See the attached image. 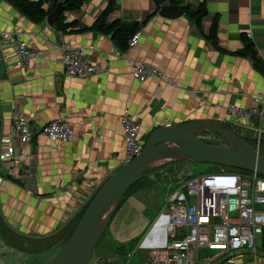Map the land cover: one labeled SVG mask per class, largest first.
<instances>
[{
	"label": "crops",
	"instance_id": "0c3cea01",
	"mask_svg": "<svg viewBox=\"0 0 264 264\" xmlns=\"http://www.w3.org/2000/svg\"><path fill=\"white\" fill-rule=\"evenodd\" d=\"M110 1L107 23L139 26L132 48H120L110 35L89 30ZM177 2L192 8L202 5L206 15L196 25L183 12L173 19L159 16L160 6L153 0H85L80 9L63 13L64 22H76L75 30L81 31L59 32L45 19L34 22L0 0V34L17 36L41 54L20 68L11 48L0 45V136L8 132L13 113L24 116L31 131L24 148L26 169L6 172L0 165V221L17 245L19 239L26 240L35 251L47 252L42 244H48L56 252L58 243L51 245L56 236L71 228L95 190L123 165L119 119L124 109L139 125L141 142L165 123L199 121L224 123L251 142L256 128L263 137L264 121L237 118L226 106L248 107L264 93V0ZM243 34L263 65L261 72L248 57L234 54L242 50ZM60 41L81 48L95 73L65 76L58 62ZM132 64L149 65L159 76L135 82ZM56 119L70 126L68 142H51L40 134L42 125ZM138 193L124 199L121 207L147 212L149 206ZM159 214L144 218L145 228ZM3 238L8 239L7 234ZM262 246L256 238V261L248 258L243 264H264Z\"/></svg>",
	"mask_w": 264,
	"mask_h": 264
},
{
	"label": "built area",
	"instance_id": "2783aa9c",
	"mask_svg": "<svg viewBox=\"0 0 264 264\" xmlns=\"http://www.w3.org/2000/svg\"><path fill=\"white\" fill-rule=\"evenodd\" d=\"M137 39L138 34H133L128 40V48H132ZM0 45L11 48L15 65L20 68H27L41 56L40 52L10 34H0ZM58 48V62L65 76L83 78L95 73L94 64L81 48L70 47L61 41ZM129 71L132 80L139 83L159 76L155 68L144 64H132ZM226 112L237 118L254 117L263 122L264 93L254 97L248 107L227 105ZM119 122L123 140L122 164H127L142 148L139 125L125 109ZM40 134L51 142L64 143L71 139L72 132L62 119H56L42 125ZM260 134L256 128V149ZM30 139L28 120L13 113L8 132L0 136V165L6 172L26 169L24 148ZM247 173L219 169L191 178L185 183V192L180 188L174 190L167 197V210L160 212L137 245L141 259L148 264H199L198 250L206 249L217 253L203 264L221 256H225L226 264H243L248 258L255 262L256 238L264 243V177ZM2 181L0 177V183Z\"/></svg>",
	"mask_w": 264,
	"mask_h": 264
},
{
	"label": "water",
	"instance_id": "95a60500",
	"mask_svg": "<svg viewBox=\"0 0 264 264\" xmlns=\"http://www.w3.org/2000/svg\"><path fill=\"white\" fill-rule=\"evenodd\" d=\"M155 1L160 6L159 16L173 19L182 15L179 8L165 4L167 0ZM61 12L62 7L57 4L46 17V24L52 25ZM199 134L216 136L225 146L207 145ZM170 161L207 163L264 177V157L224 123L199 121L156 128L144 137L140 153L95 191L69 237L48 264H88L127 189L143 173Z\"/></svg>",
	"mask_w": 264,
	"mask_h": 264
},
{
	"label": "trees",
	"instance_id": "16d2710c",
	"mask_svg": "<svg viewBox=\"0 0 264 264\" xmlns=\"http://www.w3.org/2000/svg\"><path fill=\"white\" fill-rule=\"evenodd\" d=\"M5 2L9 3L12 5L22 16L37 22L41 21L43 19H46V17L51 13V11L54 9V7L57 4H60L62 7V12L58 15L57 19L52 23V26L55 27V29L59 32H66V31H81V30H75L77 23L76 22H64V12H71L74 10H78L81 8L85 0H4ZM155 4L157 5V8L159 7L158 4L156 3L155 0H153ZM167 3L179 8L184 14H188L190 18L195 22L197 25L202 17L206 15L205 10L203 9L202 5H197L196 7L192 8L187 5L184 6H179V3L177 0H167ZM113 8L112 1H110L105 8L99 13V15L95 18L93 21L92 25L90 26L89 30L94 31V32H99L104 35H110L111 39L115 40L116 43L120 48H124L127 45V42L129 38L135 33V31L138 30V25L137 24H129V25H124L118 21H113V22H106V18L108 14L111 12ZM215 33V23H212L211 29H210V34L211 36ZM240 40L242 43V50L241 52H236L234 53L235 55H238L240 57H248L251 62L253 67L258 70L262 71L263 65L260 62V60L257 58L254 50H253V45L252 43L245 37V35L240 36ZM228 126V125H227ZM235 134L238 136L239 133L235 130L232 129V127L228 126ZM199 137H205V140H202L204 143L207 145H216L215 143H218V139L216 136L213 135H202L199 134ZM245 140V142L252 148H254V141L251 142L248 139H246L243 136H240ZM258 153L264 157V135L263 137L260 135L259 143H258V148H257ZM181 162L178 161H170L164 164L159 165L155 169L151 171H147L143 173L139 179H141V183H137V181L130 186L127 191L124 193L120 205L117 207L115 212L113 213L112 217L114 214L117 212L121 204L123 203V200L127 199L129 196L134 195L137 193L138 190L143 189V188H152L153 186H158V188H167V186H170L169 189H165L166 193L170 195L173 190H175L176 185L179 183V173L178 170L180 169ZM225 167H220L219 169H224ZM217 169V168H216ZM211 170V169H210ZM208 171L210 173L211 171ZM225 170V169H224ZM233 170V169H231ZM201 175V174H200ZM160 183L161 185L159 186ZM140 187V188H139ZM87 205V204H86ZM86 205L82 208L80 213H78L74 219L73 222L70 224V230L66 234L63 239L57 238L55 239L51 245H54V243L57 244L56 252L57 250L61 247V245L66 241V239L69 237L70 233L72 232L73 228L75 227L77 221L79 220L80 216L82 215ZM111 217V219H112ZM110 219V221H111ZM106 232V231H105ZM100 237L99 241L97 242L96 246L94 249L97 248L99 245L100 240H103L104 234ZM107 238V237H106ZM108 240V238L106 239ZM108 243V242H107ZM264 244V243H263ZM50 245V246H51ZM114 246V247H112ZM264 249V246H262ZM93 249V252H94ZM108 249L107 251H110V253L115 252V255L117 254L118 257H122V259L125 258L123 254H125V246L124 245H118V244H112L111 242L108 243ZM104 259V260H103ZM106 258H102L99 260L101 263L103 261V264H121L118 260H105ZM225 259L220 261L218 264H225Z\"/></svg>",
	"mask_w": 264,
	"mask_h": 264
},
{
	"label": "rangeland",
	"instance_id": "374dc122",
	"mask_svg": "<svg viewBox=\"0 0 264 264\" xmlns=\"http://www.w3.org/2000/svg\"><path fill=\"white\" fill-rule=\"evenodd\" d=\"M200 138L206 141L205 137ZM215 144V146H224V144H222L220 141ZM180 166L181 167H179L180 169L178 170V173L179 171L181 173L179 174L180 181L175 188H180V190L183 192H185V183L191 178L200 174L208 173L210 169L211 172L218 171L219 168L217 165L190 161L181 162ZM224 169L227 172H233L236 174H248L245 171L234 168L225 167ZM138 182L141 183V179H138L137 183ZM158 184L159 186L161 185L160 183ZM169 188L170 186H167V188L162 189L155 185L152 188H143L138 190V199L142 200L147 206H149L147 208V212L143 214H137L131 207H128L127 205H122V207L120 206L121 209L119 208L120 210L118 209L119 211L117 210L118 212H116L112 217L107 226L103 240H100L99 245L96 249H94L93 257L90 259L88 264H103V261L101 263L99 262V260L102 258H106L105 260H118L121 264H148L141 259V254L136 250L138 243L141 242L151 226L150 225L148 228H145L147 227V220L144 218L147 219L150 213L152 214L150 217H154L157 213H162L167 210L168 193H166L165 189ZM69 230L70 229H64V231L57 235L56 238L63 239ZM6 234L8 239H0V264H48L49 262H47V259L50 257L53 258L57 253H52L50 247H48V244H42L47 252L35 251L37 249L34 250L32 244L26 240L19 239V244L17 245V242L14 239H9L11 233L0 221V237H2V235L5 236ZM106 237L108 240H106ZM107 242L124 245L125 254L123 255L125 258L122 259V257H118L117 254L115 255V252L110 253V251H107L109 250ZM216 253V251L199 249L197 253L199 264H203L206 260H211ZM223 259H225V256H221L216 260H212L209 264H218Z\"/></svg>",
	"mask_w": 264,
	"mask_h": 264
},
{
	"label": "flooded vegetation",
	"instance_id": "af4514ba",
	"mask_svg": "<svg viewBox=\"0 0 264 264\" xmlns=\"http://www.w3.org/2000/svg\"><path fill=\"white\" fill-rule=\"evenodd\" d=\"M219 142V141H218ZM222 143V142H221ZM222 144H224V143H222ZM225 146V145H224Z\"/></svg>",
	"mask_w": 264,
	"mask_h": 264
}]
</instances>
